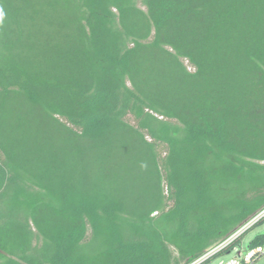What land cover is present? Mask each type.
<instances>
[{
    "label": "trees",
    "instance_id": "trees-1",
    "mask_svg": "<svg viewBox=\"0 0 264 264\" xmlns=\"http://www.w3.org/2000/svg\"><path fill=\"white\" fill-rule=\"evenodd\" d=\"M263 208L264 0H0V264H191Z\"/></svg>",
    "mask_w": 264,
    "mask_h": 264
},
{
    "label": "built area",
    "instance_id": "built-area-1",
    "mask_svg": "<svg viewBox=\"0 0 264 264\" xmlns=\"http://www.w3.org/2000/svg\"><path fill=\"white\" fill-rule=\"evenodd\" d=\"M263 220H264V208L260 212H258L255 216L250 218L246 223H244L236 232H234L228 238H226L221 243H219L217 246H215L213 249H211L206 255H204L203 257H201L200 259L196 260L195 262L191 264H202L207 259L231 247H232L231 251L228 252L227 254H231L237 248L239 249V252L230 261L221 262L220 264H254L256 263L260 258L264 256V245L254 247V248H250L248 245L246 250L243 251L242 243L239 246L235 245V243L239 239H241V236L244 233H246L247 231L251 229L258 227L257 225H259Z\"/></svg>",
    "mask_w": 264,
    "mask_h": 264
},
{
    "label": "rangeland",
    "instance_id": "rangeland-1",
    "mask_svg": "<svg viewBox=\"0 0 264 264\" xmlns=\"http://www.w3.org/2000/svg\"><path fill=\"white\" fill-rule=\"evenodd\" d=\"M264 233V224L260 225L254 229H251L249 231H247L246 233H244L241 236V243H242V248L243 251L246 250L247 246L249 245V243L253 240V238L258 235ZM239 252V249L237 248L234 252H232L231 254H225L222 255L218 258H216L215 260H213L211 262V264H220L221 262H228L230 261L232 258L235 257V255ZM254 264H264V256L262 258H260L256 263Z\"/></svg>",
    "mask_w": 264,
    "mask_h": 264
}]
</instances>
